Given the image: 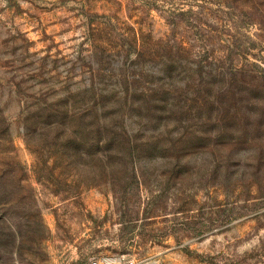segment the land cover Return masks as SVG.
Segmentation results:
<instances>
[{
	"label": "rangeland",
	"instance_id": "1",
	"mask_svg": "<svg viewBox=\"0 0 264 264\" xmlns=\"http://www.w3.org/2000/svg\"><path fill=\"white\" fill-rule=\"evenodd\" d=\"M7 196L0 264H264V0H0Z\"/></svg>",
	"mask_w": 264,
	"mask_h": 264
},
{
	"label": "trees",
	"instance_id": "2",
	"mask_svg": "<svg viewBox=\"0 0 264 264\" xmlns=\"http://www.w3.org/2000/svg\"><path fill=\"white\" fill-rule=\"evenodd\" d=\"M14 164V166L17 164L15 161H12L10 163V165L8 167H11L10 169H8L5 173L7 174H11L13 175L14 173V167H12V165ZM14 200H10V196H7V199H2L0 200V207H8L9 205H11L13 203Z\"/></svg>",
	"mask_w": 264,
	"mask_h": 264
},
{
	"label": "built area",
	"instance_id": "3",
	"mask_svg": "<svg viewBox=\"0 0 264 264\" xmlns=\"http://www.w3.org/2000/svg\"><path fill=\"white\" fill-rule=\"evenodd\" d=\"M93 264H114L111 260H102L100 263L94 262Z\"/></svg>",
	"mask_w": 264,
	"mask_h": 264
}]
</instances>
